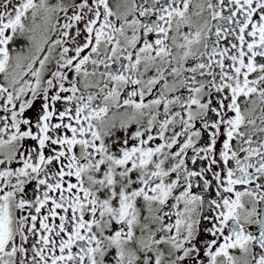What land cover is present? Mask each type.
<instances>
[{"label": "snow or ice", "instance_id": "snow-or-ice-1", "mask_svg": "<svg viewBox=\"0 0 264 264\" xmlns=\"http://www.w3.org/2000/svg\"><path fill=\"white\" fill-rule=\"evenodd\" d=\"M0 264H264V0H0Z\"/></svg>", "mask_w": 264, "mask_h": 264}]
</instances>
